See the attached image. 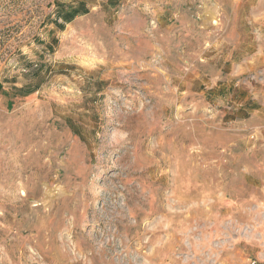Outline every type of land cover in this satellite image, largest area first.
<instances>
[{
  "label": "rangeland",
  "instance_id": "rangeland-1",
  "mask_svg": "<svg viewBox=\"0 0 264 264\" xmlns=\"http://www.w3.org/2000/svg\"><path fill=\"white\" fill-rule=\"evenodd\" d=\"M0 264H264V0H0Z\"/></svg>",
  "mask_w": 264,
  "mask_h": 264
},
{
  "label": "bare ground",
  "instance_id": "bare-ground-1",
  "mask_svg": "<svg viewBox=\"0 0 264 264\" xmlns=\"http://www.w3.org/2000/svg\"><path fill=\"white\" fill-rule=\"evenodd\" d=\"M22 195H24V196H25V193H23V192H22Z\"/></svg>",
  "mask_w": 264,
  "mask_h": 264
}]
</instances>
